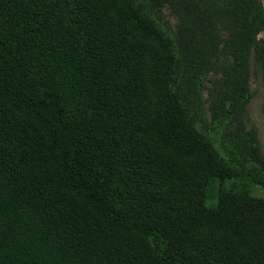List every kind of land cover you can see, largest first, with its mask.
<instances>
[{
    "label": "trees",
    "instance_id": "16d2710c",
    "mask_svg": "<svg viewBox=\"0 0 264 264\" xmlns=\"http://www.w3.org/2000/svg\"><path fill=\"white\" fill-rule=\"evenodd\" d=\"M262 32L259 0H0V264H264V198L208 207L217 180L264 188L218 146L264 87ZM199 39L228 59L217 129Z\"/></svg>",
    "mask_w": 264,
    "mask_h": 264
},
{
    "label": "rangeland",
    "instance_id": "374dc122",
    "mask_svg": "<svg viewBox=\"0 0 264 264\" xmlns=\"http://www.w3.org/2000/svg\"><path fill=\"white\" fill-rule=\"evenodd\" d=\"M206 1V0H204ZM264 9V0H259ZM162 15L170 23L172 28L177 31L179 26V17L174 10L165 4L160 9ZM205 17L211 18L209 14ZM259 39H264V33L259 34ZM204 41H196L197 51L190 67L184 72H191L189 80L194 81L197 85V97L200 99L198 116H195L201 124L209 129L220 128V124L213 126V111L218 100L216 93L217 81L223 82L226 75L224 67L228 59H215L210 57L209 48L204 47ZM249 60V62H253ZM247 86L251 95V100L245 105L244 111L238 115V120L232 123L231 127L221 125L224 133L220 139L219 149L221 154L232 159L239 165H244L248 161L264 165V87L261 77L257 75L250 76ZM202 107V108H201ZM220 191H232L235 193H248L257 198H264V188L251 181L240 180H217L210 190L208 197V207L214 208L217 204L218 194Z\"/></svg>",
    "mask_w": 264,
    "mask_h": 264
}]
</instances>
